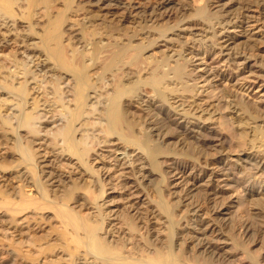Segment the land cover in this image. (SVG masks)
I'll use <instances>...</instances> for the list:
<instances>
[{
	"label": "bare ground",
	"instance_id": "1",
	"mask_svg": "<svg viewBox=\"0 0 264 264\" xmlns=\"http://www.w3.org/2000/svg\"><path fill=\"white\" fill-rule=\"evenodd\" d=\"M98 1V8L103 11L104 15H107L108 13L110 14V12H113L112 10H116L119 12V19H117V22L125 23V25L126 22L128 23V19L130 20L134 18V23L137 22L141 25L143 24V26H141L142 32L139 31L141 32L140 34L146 35L153 31L148 28L155 21V17L157 18L158 16L164 15V13L167 11V7L170 5L172 7L173 4L171 3L174 0H157L158 4L156 3V5H153V7L150 6L148 8H142L143 5H141V7L136 6L137 4L133 6L125 4L122 5V7H118L116 1L118 3L119 0ZM188 1V3H190L189 5L192 6L196 13L202 12V14L205 13V15L202 18L197 19L194 18L195 14L193 15L194 17H185L186 19L184 18V15L183 19L180 21V24H176V29L169 28L165 32H160L157 34L158 37L155 38V40L151 39L152 41L150 40V43L147 42L149 44L145 45V47L143 46L144 48H141V44L139 45L141 46L139 47L141 48L140 51L144 49V52L141 53H145V55H147L142 57V60L146 59V62L145 60V63L143 62L144 65L148 63L151 66L148 68L145 66L146 69H144V71L142 70L143 72L140 70L143 75L152 74L153 71H156L157 73V70H161L160 73H162L153 76L150 80H146V78L139 77L138 73V76L136 77L135 73L130 71L131 66L129 67L130 64H126V60L124 63L121 62L125 52L121 50L122 47L120 45V50L119 48H114V46L110 48L113 44H115L110 42L112 44L110 46L108 43L110 39L107 42H99L101 43L100 46L98 47L97 45L98 48L94 51L96 54L91 56L94 52H92V54L87 52L89 50L87 46L89 45L88 43L86 44V42L88 41L86 40V42H84L85 40L79 32L83 26L78 30V26L77 28L72 23H66L64 32H67L66 35H69V38L63 39V34H60L61 36H59L58 30V33L56 32L57 35L51 34V30H55L58 27V24H60L61 19L58 18L59 20L57 19L50 25L51 30L48 32L49 34H47V29L45 32L47 35L45 34L43 39H40L39 37L38 39V34L36 35L33 33L35 30L32 26H35L36 22H34V24H31L30 22L31 12L39 5H42L43 9H47L49 7V0H22V2L21 0H0V54L3 51L5 52L11 46V44H14L15 47H17V53L19 55V57L15 60H13L12 56L10 55L11 60L8 59L9 63H6V61L8 62L7 59L3 61L2 59L0 60V144L3 143L1 144L2 147H0L1 149L8 147L9 149L13 148L12 150H15L16 155L18 156V162H15L16 164L14 163V166L11 164L14 171L9 169L13 172L10 175L11 178L13 177L17 179V181L15 180V186H13L15 189L14 191L12 190L10 192L9 190H5L6 188L3 189L5 183L1 185V187L3 186L2 189L6 192L0 190V205L1 208H4L5 210L9 211L8 213L13 215H16L17 213L20 214L21 211L25 210H30L34 213L38 212L40 214L43 210L54 211V217L59 224V228L61 229L60 233L62 236H60L65 241L61 249H57L55 253L52 252V258L46 259L49 262L51 261L52 264L56 261V263L61 261V264H234L236 262V264H259L254 258L248 256L249 250L245 251V249L242 248L239 250V247L243 246H241L242 242L241 244L239 242L243 241L245 235L248 233V230L244 228V218L242 219L239 212H235V209L245 204L248 196H264V117H256L251 115L252 113H246V111L244 113L241 107L238 108L233 100H226L215 84V76L211 74L206 76L203 74H197V71L194 68H189L194 64V61H189V65L184 67L186 66L184 65L183 60L185 51H181L182 54H178L179 56L170 54L171 56L163 55L165 56L164 59L155 57L157 56L155 50L160 46L159 43L167 41L169 42V35L174 36V38H179L182 37V32H189V30H193L202 32L200 34L192 33L193 37H200V39L191 38V42L193 44L191 48L194 50L208 51L215 49V46H219L217 49L219 50L218 52L220 56H227V58L231 59V61H233L232 59H241V53L237 52L236 50L230 55L223 54L224 51H230L232 47L229 48V46L235 42L233 40L235 37L224 36V33H226L229 28L238 27L237 24L231 22V19L229 20L226 10H224V14H221L216 19L213 18L214 24L211 26L209 23L210 20L212 21V15L208 12L210 4L209 2L211 1ZM21 3L23 5H21ZM52 4H50V6ZM22 6H25L24 8L27 11L26 15L23 13L21 15L23 20H25L24 22L20 20L21 17L19 15V12H21L20 9L22 8V11L24 9ZM253 7L257 9L256 12L258 13H262V11L264 12V0H253V2L245 7L243 11L253 12ZM180 9L184 12L188 11L185 6H181ZM167 12L169 13V10ZM183 14L185 13H182V15ZM33 15L35 16V13H33ZM243 17L250 20L253 18V16L248 15H244ZM86 20L89 19L87 18ZM130 21L133 22V20ZM46 22L50 23L48 21ZM132 22L130 23L133 24ZM22 23H26L27 26ZM122 23L120 24V27L124 26ZM21 24L23 27L25 26L26 29L22 27L25 30L18 31L20 28L16 27H21ZM208 24L210 25L208 27L211 30H208L210 31L208 33L211 34L210 37L205 35L206 28H204V26H207ZM215 26L217 27V30L213 29ZM261 27L264 28V25ZM85 33L86 32H84V35ZM110 35L111 33L109 34V37ZM113 38L117 40L118 37L114 36ZM131 47L132 46H130V48ZM125 49L130 51L128 46L125 47ZM85 50L87 51L84 52ZM231 52L232 51H230V53ZM102 53H104V55ZM99 54H102L101 58H108L107 61H105L106 59L104 60L106 63L103 61L105 64L101 62L103 59L100 60V64H104L103 68H105L106 73L107 69L113 70V72L111 70L112 73H109V70V74H107V76L105 75L106 77L104 76V78L102 77V79L99 78V73L97 74L99 79L95 76V73H97L96 71L98 69L97 67L100 66V64H98L99 58L96 56ZM7 55L9 58L8 53ZM0 56L2 57V55ZM132 65L134 64L132 63ZM152 67L154 68L151 69ZM99 68H102V66ZM102 70H100V72ZM2 71H4V73ZM115 75L119 76V78L122 79V82L113 86L112 83L114 82L113 80H115L113 77ZM117 76L115 78H117ZM185 78H189L191 83L189 84V81H187ZM142 97L144 99L146 98L147 100H143ZM2 111L9 113L2 115ZM137 117H139V120H141V126H138L139 124L137 125L139 121ZM230 119H233L236 123L235 126L239 134L237 137L240 136L237 138V140L232 137L224 128L225 121H229ZM20 132L24 133L25 140L23 141L22 139H19L22 136V134L20 135ZM187 139L193 140L194 144L197 145L193 146L198 147L200 151H202V156L200 155V157H203L204 159L208 158V151L212 150L215 153V156L213 155L214 158L212 157V160L216 164V167L211 170L213 172L208 176L209 178L206 177L207 180L204 182H202V179L200 178V176H204V174H201L204 172L201 170V168L198 170L196 169L195 172L190 170V174H188V172V175L185 176L187 164L183 165L181 162L180 164L173 163L172 166L170 165L171 168L169 171L167 172L166 170L164 173H167V175L171 178L178 176H180V178L184 177V189L182 188L183 193L175 198L177 199L176 203L178 202V204H176L178 205L177 207L181 209L184 208L181 214L184 213L185 216L183 215L184 217H182V219H178L180 220V222H178L180 223L178 224V228H180L182 231V238L185 241L184 243L188 245V250L185 252L186 259L188 261L181 263L180 261L182 259H178L179 254L177 252L173 253V251H171V249L173 250L174 248L173 246V248H171V243L173 242H170V238L174 234V226L176 225L174 219L176 218L175 220H177V218L180 216L176 215L178 217L173 218V213H171L172 209L170 210L169 205L165 204V200L163 199L164 195H162L160 192L159 194L157 192V194H155L157 197L156 203L154 202L155 205L150 203L152 207L148 210V215L146 212L143 213L140 211L145 206L140 208L138 207L139 205L132 208L131 212H134L132 215L128 213L130 215L129 216L127 213H125V216H129L125 220L128 226V231L133 232L145 227L144 232L146 231L147 235L149 236L148 241L147 239L146 241L144 240L146 244L148 243L147 246L149 244L150 246L164 244L163 248L167 249L166 252H160V250L154 251V249L149 248V254L147 255L145 251V258L143 257L144 259L141 258V260H137V257L136 259L130 258L129 256L123 255V252H120V248H123V245H121L122 247L119 245V248V246L115 245L114 243L112 244V241H115V236L113 237V235L116 233H111V222L106 223L110 225L108 226L109 230L106 229L107 226H103V224H105L104 222H106V219L104 218V212L102 209L104 208V205L107 204H105L104 199H99V202H103L102 204L98 203L96 199V202H93L95 205L94 208L97 209L94 210L96 211L95 213H91L92 215L95 214V218H92L94 221H91V215L90 217L89 215H81L82 213H79L80 211L77 212L75 210V206H70L66 203H59L60 205L57 204V199L61 196L63 197V195L60 196V194L57 195V193H63L62 190L58 188V190H55L53 187L48 189L51 185L50 182L53 183L52 181L54 179H52L53 176L51 177L52 173L50 170L46 171L43 169L47 168V162L52 163L55 161L56 164L58 163L61 166H65L66 168H70V165L74 166V168L69 171L70 173L73 172V174L76 175L81 173L80 171L76 172L77 168H80L82 169L83 174L97 176L99 175L97 170L101 168L97 170H95L96 168L93 169V163L91 162H95L98 158L102 157V155H99V153L96 154L94 152V148H99L103 145L107 147L109 145H121L125 148H131L134 151H140L141 155L144 156L145 159L144 172L140 174L139 179H135L134 182L137 185L143 182L144 184L146 183L145 185L149 186L154 181L158 180L157 178H160V175L158 174L160 163L158 164L157 158L159 155H162L163 151L165 152L167 144H169L167 142L170 140H175L176 143H181L182 141L183 145V142ZM236 143H240L239 147L242 148L240 149L239 147H236L235 145H238ZM241 145H244L245 148H247V145L248 148L243 149V146ZM188 147L189 145L186 146L184 152H186ZM235 147L239 148L240 151L239 149L236 150ZM36 150L41 152L38 157L37 154L33 153ZM167 152L169 154L168 150ZM90 153H95L94 155H96L97 159H93L94 156L91 158L89 155ZM173 154L174 153H172L171 156H173ZM188 154L189 153H187V155ZM176 156L177 159L180 158L178 155ZM234 156L237 158L236 161L233 159ZM198 161L199 160H197V162ZM235 162H239L243 167L242 170L246 171H236L235 166L233 165ZM4 167L5 165L2 167V169L0 168L3 172L5 170L7 171L10 166L8 165L7 167ZM1 170L0 174L3 173ZM125 173L124 176H127ZM73 176L74 178L64 176L68 180H66V182L72 184L73 181H77V179L79 180L77 176L76 178L75 175ZM95 176L94 181H92L94 183H92L93 185H95V180L98 181ZM0 178H2V175H0ZM4 178L5 177H3V179ZM164 178H160V180L162 179L161 181L158 180L160 181L159 184L165 182ZM125 179L127 180L128 178ZM46 180L49 184L46 182ZM62 180L63 178L61 181ZM156 183L158 182L156 181ZM120 184L122 185L121 187H125L123 182ZM144 184L142 186H144ZM27 187H30V190H33L34 194H31V191L25 190ZM31 187L33 189H31ZM195 187L196 189L197 187H201L199 192L201 194L199 195H201L202 200L208 205V208H210L214 215V217L208 221H203L200 219V205L194 200V193L191 194L193 188ZM70 188H72V186ZM97 188L98 187H96V189ZM100 188L102 190L101 193L104 194L105 192L102 189L103 186L99 187V191ZM159 190L160 189H158V191ZM229 191H233V193L230 192L231 195L226 197L225 194ZM129 196H131V193ZM77 203L78 205L80 204L76 201L73 202V204ZM91 207L86 208V210L93 209ZM23 214H25V212ZM160 217H162L166 223L165 227L167 228L166 233L163 235L157 231L158 229H156L157 227L155 226L156 222L161 220L159 219ZM231 219H235L236 224L233 226L234 228L231 229L230 234H228L224 230V227L226 224L228 225V221ZM139 222L142 224V226L138 225L140 224ZM126 224L125 227H127ZM112 225L114 224L112 223ZM262 228L264 233V223ZM58 231L60 230L58 229ZM238 233L241 234V237L240 235L238 237L236 236ZM112 238L114 239L112 240ZM140 242H137L138 245ZM145 242H143V244H145ZM119 243L120 242H118V244ZM130 244H132V242ZM177 244L175 243L174 246L176 249L178 248V251H180V247L182 246ZM133 245L132 248L135 246ZM138 245L136 247L141 249L138 247ZM184 245L185 244H183V247ZM144 246L143 249L146 250L145 248L147 247L145 246L144 248ZM38 248L36 249L38 250ZM143 249L139 252L143 253ZM49 250H51V248L48 249V251ZM129 250L130 252L132 251L131 249ZM262 250H264V248ZM134 252L136 253V251ZM57 255H59V257ZM56 256L58 258H56Z\"/></svg>",
	"mask_w": 264,
	"mask_h": 264
},
{
	"label": "rangeland",
	"instance_id": "2",
	"mask_svg": "<svg viewBox=\"0 0 264 264\" xmlns=\"http://www.w3.org/2000/svg\"><path fill=\"white\" fill-rule=\"evenodd\" d=\"M210 1L211 2H209L210 3L209 4V8L208 7H206V8L209 9V11H208V9H207V11L209 12V14L212 15L211 16L212 17V21L210 20V23H209L211 26L214 24L213 18L216 19L221 14H224L225 13L224 10H226L227 16H229L228 17L229 20L231 19L232 23L238 25L237 28H229V30L226 33H224V36H233V37H235L233 39L235 42H234V44L229 46V48L232 47L230 49V51H232V52L230 53V51L228 50V51H224L223 54H229L230 55V54L234 53L235 50H236L237 52L241 53V56H242L241 59L240 58L232 59L233 61H231V59H228L227 56H220L219 52H218L219 50L217 49V48H219V46L218 47L215 46V49H211V50H208V51H206V50H199V51L194 50L193 48H191V46L193 45L191 41H192L193 38L194 39H200V37H193L192 33H196V34L199 33L200 34L202 32H197V31H193V30H189V32H182L181 36L183 38L182 37H179V38L175 37L174 38V36L169 35L170 36V38L168 37L169 40H170L169 42L167 41V42H160L159 43L160 46L155 50L156 55H157L155 57L156 58L160 57V58L164 59L165 56H167V55L168 56H171V55H176L177 56L178 54H180V53L182 54V52L185 51V53H184V58L185 59L183 58V60H184V65H186V66H184V67H187V65H189V61L190 62L194 61L193 62L194 64L192 66H190L189 68H194L197 71V74H203L205 76L208 75V74H211V75L215 76V79H216L215 84L217 85L219 91L221 92V94L224 96V98L226 100H233L234 103L236 104V106L238 108L241 107V109L243 110L244 113L246 111V113L247 112L249 114L252 113L251 115H253V116L264 117V30H263L264 28L261 27L262 25H264V17H263L264 16V12L262 11V13H258V12H256L257 9L254 8V7L252 8L253 12L243 11V9H245V7L250 5L253 2V0H210ZM21 2H22V0H21ZM121 2H123V3H121ZM188 2H189L188 0H174V1H172V3H171V4H173L172 7H171V5L167 7V11L169 10V13L166 11L164 13V15L158 16L157 18L155 17V21L148 28L150 30H153L152 31L153 33L151 32V33H148L146 35L140 34L142 32V29H141L142 27L141 26H143V24L141 25L140 23H137V22L134 23L135 22L134 18L130 19V20H133V22L128 19V23L126 22V25H125V23L117 22V19H119V15H118L119 12H117L116 10H112L113 12H110V14L112 16L109 13L107 15L105 14L106 15L105 16L103 14V11L98 8L99 7V1L98 0H95V1L94 0H71V2H70V0H49V4H48L49 7L47 9H43L42 5L41 6L39 5L37 8L33 9L34 12L33 11L31 12L30 22H31V24L32 23L34 24V22H36V25L38 24L37 26L35 25L36 27L34 25H32V26L34 27V30H35V31L33 30L34 31L33 33L36 34V35L38 34L37 38L39 37L40 39L44 38L43 36H45V34H46L45 32L47 31V29H48L47 34H49L48 32H50V30H51L50 25L53 22H55L58 18H60L62 21L60 20V24H58V27L55 29L56 31L54 29H52L53 31L51 30V34H53V35L56 34L57 35V33L59 32V36H61L60 34H63L62 35L63 39L64 38H66V39L69 38V35H66L67 32L66 33L64 32L65 31L64 28H65V24L66 23H72L76 27L78 26L79 27V28L77 27L78 30L83 26L79 30V32L83 36V39L85 40V41L84 40L83 41L86 42V40H87L88 42H86V44L88 43V45H89V46H87V48L89 50L88 51L85 50L84 52L87 51V52H89L91 54H92V52L97 50V48L100 46L101 43H99V42H102V41L103 42H107L110 39L108 41L110 46L113 43H115L110 48H112L113 46H114V48H119L121 46L123 48L122 49L120 47L121 50H123L125 52V55H124L123 59L121 60V62L124 63V61L126 60L125 61V62H127L126 64H130L129 67L131 66L130 67V71L134 72L136 77L139 75V77H143V78H146V80H148V79L150 80L153 76H156L157 74L159 75V74H162V73H160L161 70H157V73H156V71L154 72L153 70H150V71H153L152 74L143 75L142 72L144 71V69L148 68L150 65L148 63H146V65H144V63L146 62V59L142 60V57L147 56V55H145V53H141V52H144V49H142L141 51H140V49L144 48L145 45L149 44L151 39L155 40V38L158 37L157 34H159L160 32H165L169 28L176 29L177 25L180 24V21L183 19L184 15H185L184 18L185 17L186 18H190V17H194L195 16L194 18H196V19L197 18H202L205 15L204 11H203L204 14H202V12L196 13V11L192 8L191 5H189L190 3H188ZM118 3L116 1V4H117L118 7H122V5H125V4L129 5V6H133V5L137 4L136 6H140L141 7V5H143L142 8H148L150 6L153 7V5H156V3L158 4V1L157 0H145V1L144 0L143 1L142 0H121L120 1L119 0ZM50 4H52V5L50 6ZM21 5H23V4L21 3ZM181 6H185V8H187L188 11H185V12L182 11L180 9ZM71 7H72V10H71ZM171 8H172V10H171ZM48 9H50V10H48ZM76 9H77V11H76ZM42 10H44V11H42ZM20 11H21V12H19L20 13L19 14L20 17L22 15V13L25 14V15L27 14V11L25 10V8L23 9V11H22V8H21ZM33 13H35V16L33 15ZM37 13H38L39 16L37 15ZM43 13H44V15L46 17L43 15ZM104 13H106V12H104ZM182 13H185V14L182 15ZM101 14H103V15H101ZM62 15H63L64 18L62 17ZM244 15L253 16V18H251L252 21L250 19L244 18L243 17ZM116 16H117V18H116ZM87 18L89 20H86ZM101 19H103V20H101ZM20 20H22L23 22L25 21V20H23L22 17L20 18ZM46 21H48L50 23H47ZM87 21H89L90 23L87 22ZM129 21L132 22L133 24H131ZM246 21H248V22H246ZM61 22L62 23L64 22V23L62 24ZM196 22H198V21H196ZM242 22H244V23H242ZM121 23H122V25H124L123 27H120ZM22 24L27 26L26 23H22ZM82 24H84V25H82ZM209 24L207 26H204V28H206L205 30L207 31V32L205 31V35L207 37H210V35H211L210 33H208V32L211 31L209 29V27H208V26H210ZM25 26L23 27V25H22L21 27H16V28H20L19 30L17 29L18 31L25 30L26 29ZM22 27L25 28V29H23ZM91 28H92V30H91ZM213 29L217 30V27L215 26V27H213ZM57 30H58V32H57ZM208 30H210V31H208ZM139 31H141V32H139ZM84 32H86L85 35H84ZM110 33H111V35L109 37ZM234 33H236V34H234ZM100 34H102V35H100ZM116 34H118V35H116ZM248 34H250V35H248ZM92 36H94V37H92ZM112 36L113 37L117 36L119 39L117 38V40H115ZM86 37H87V39H86ZM88 37H90V38H88ZM247 37H249V38H247ZM139 38H140V40H139ZM180 38H182V39H180ZM188 39H189V41H188ZM251 40H253V41H251ZM38 41H40V40H38ZM185 41H186V43H185ZM127 42H129V43H127ZM147 42H149V43H147ZM181 42H182V44H181ZM140 44H141L142 47L139 46ZM186 44H187V46H186ZM97 45H98V47H97ZM123 45H124V47H123ZM127 46L129 47L130 51L128 49L127 50L125 49V47H127ZM130 46H132L135 49H133L132 47H131L132 48L131 49ZM139 47H141V48H139ZM120 48H119V50H120ZM10 49H11V51H10ZM127 51H128V53H127ZM3 52L0 54V55H2V57L0 56V60L2 59V61L5 60V59L11 60L10 59L11 58L10 55L12 56L13 60H15V59H17L19 57V55L17 53V47H15L14 44H11V46L4 53ZM7 53L9 54V58L7 57L8 56ZM14 53H15V55H14ZM3 54H6V55H3ZM95 54H96V52H94L91 56H94ZM102 54L104 55V53H102ZM102 54L96 55L97 58H99L98 64H100L101 62L104 63L108 59V58L107 59L105 58L106 59L105 60L104 58H101ZM163 55H165V56H163ZM133 56H134V60H133ZM128 57L130 58V60H129ZM9 60H8V62L6 61V63H9ZM100 60H102V61L100 62ZM144 60H145V62H144ZM132 63L134 65H132ZM104 64L103 65L100 64V66H102V68H99L100 66H98L97 67L98 68L97 71L94 70V71L97 72V73H95V76L97 78H98V75H99V78L102 79V77L104 78L105 75L107 76V74L113 72L112 69H109L110 71L107 69V73H106L105 68H103ZM140 64H142L143 66L140 65ZM145 66H146V68H145ZM153 68L154 67H152L151 69H153ZM100 70H102V71L100 72ZM111 70H112V72H111ZM140 70L141 71L143 70V71L141 72ZM108 71H109V73H108ZM198 71H199V73H198ZM2 72L4 73V71H2ZM137 73H138V75H137ZM116 76L117 75H115L113 77L115 79V80H113L114 82L112 83L113 86H115V84L117 85L118 83L122 82V79L119 78V76H117V78H115ZM189 78H185V79L187 81H189ZM190 83L191 82L189 81V84ZM143 100L146 101L147 99L143 98ZM3 112L4 111H2V115L6 114V113H9V112H4V113ZM136 114H137V112H136ZM137 119L139 120V117H137ZM140 123H141V120L138 121L137 125L139 124L138 126H141ZM235 124H236L235 121L233 119H230L229 121H225L224 128L232 137H234L237 140V138H239L240 136L237 137V135H239V134H238V131H237V128H236ZM21 134H22V136L19 139H22V141H23V140H25V136H24L23 132H20V135ZM167 143H169V144H167V148H166L165 152L163 151L164 154L162 153V155H159L158 158H157L158 164L160 163L159 164V169H158V174L160 175V178H162V179L164 177H166V178H164L165 179L164 183H160L159 184V182L162 179L160 180V178H157L160 181L156 180L158 183H156V181H154L152 183L153 185L151 184V185L147 186V185H145L146 183L144 184L143 182H141L140 184L137 185L134 181H135V179H139L140 174H142L144 172V166H145V159H144V156L141 155L140 151H134L131 148H125V147H123L121 145H115V146L114 145H112V146L109 145L108 147L103 145L104 147L100 146L99 148L98 147L94 148L95 149L94 152L96 154L99 153V155H102V157H100L101 159L98 158L99 159L98 160L96 158V155H94L95 153L92 154L93 153L92 150H91L92 153L89 154L91 158H92V156H94L93 159L96 158L98 160V161L96 160L95 162L92 161L91 163L94 164V165L92 164V168L93 169L96 168L95 170H97V169L101 168V169H99L100 172H99V170H97V173L99 175L90 176V175H87V174H83L82 173V169H80V168H77L76 172L80 171L81 175L80 174L76 175V174H73V172L70 173L71 169H73L74 166L70 165V168L69 167L66 168L65 166H61L58 163L56 164L55 161L52 162V163L51 162H47L46 163L47 168H43V169L46 170V171L50 170V172L52 173L51 177L53 176L52 179H54L53 181L51 180L53 183L50 182L51 185L50 186L48 185L49 188L48 187L47 188L51 189L53 187L55 190H58V189L62 190L63 193L60 192V193H57V195L60 194V196L63 195V197L59 196L60 198L57 199L58 203L56 202V200H55V202L58 205H60L62 203H66V204H68L70 206H75L76 207L75 210L77 212L80 211L79 213H82L81 215H84V216L85 215L86 216L89 215V217L91 215V217H90L91 221L92 220L94 221V219H92V218H95V216H94L95 214L94 215H92V214L95 213L96 211H94V210L97 209V208H94L95 205L93 204V202L95 203L96 200H97L98 203L102 204L103 202L101 203L99 201L104 199L105 204L107 203L106 205H104V208L101 207V208H103L102 210L104 212V218L106 219L105 220L106 222H104V223L106 224V223L111 222V231H112L111 233L112 234L116 233L115 235H113V237L115 236L114 237L115 239L112 238V240L114 239L115 241L114 242L112 241V244L114 243L117 246L123 245V248H120V246H119L120 252H123L122 253L123 255L129 256L130 258L136 259V257H137V260H141V258L144 259L145 258L144 254H146V253H147V255L149 254V251H150L149 248L154 249V251H159V250H160V252H166L167 251V249L163 248L164 244H162V245H158L157 244L155 246H150V244H149L147 246L148 243L146 244L145 241H146V239L148 241V239H149L148 237L149 236L147 235L146 231L144 232V230H145L144 228L145 227L144 228H140L139 230H135V231L131 232V231H128V226H127L126 221H125L127 217H129L130 215H132L134 213V212H131L132 208L136 207L138 205H139L138 207H140V208L141 207L143 208V206H145L144 208L147 211L144 208L141 209L140 211H142L143 213L146 212V214L148 215L149 214L148 210L152 207V205H155V203H156L157 197H156L155 194H157V193L159 194V192H160L162 195H164L163 199L165 200L164 201L165 204L169 205L170 210L172 209L171 213H173L172 214L173 218L178 217L176 215L180 216V217L177 218V220H175L176 218L174 219V221L176 222V225L174 226L175 227L174 231H173L174 234L170 238V242H173V243H171V248H173V247L174 248H173V250L171 249V251H173V253L177 252L179 254L178 259H180V258L182 259V260L180 259L181 263L184 262V261H188L186 259V253H185L188 250V248H187L188 245H186V243H184L185 241L182 238V231L180 230V228H178V224H180V223H178V222H180V220H178V219H180V218L182 219V217L185 216L184 213L181 214L183 212L184 208L181 209V208L177 207L178 205H176V204H178V202L176 203L177 199L175 198V197L180 196V194L183 193V189H184L183 178L184 177L180 178V176H178V177H175V178H171V177H169L167 175V173L166 174H164V173L166 172V170H167V172L169 171V169L171 168L173 163L180 164V162H181V164H183V165L187 164L186 165L187 166V171L185 172V176L190 174V170L192 172L193 171L195 172L196 169L198 170V169L201 168V170L204 171L201 174H204V176L203 177L200 176V178L202 179V182H204L205 180H207V178H209L208 176L213 172L211 170H213L214 167H216L215 162L212 160L214 158V156H215V153L212 150L208 151V154H209L208 158L210 157L209 159L208 158L204 159L203 157H200V155L202 156V153H201L202 151H200V149L198 147H195L197 145L194 144L193 140H191V139H187L186 141H184L183 145H182V141H181V143L180 142L176 143L175 140H170ZM173 143H174V145H173ZM175 143H176V145H175ZM240 143H236L238 145H235V146L239 147ZM1 144H3V143H1ZM1 144H0V146H1ZM187 145H189V147L186 149V152H184L185 151L184 149L186 148ZM193 145H195V146H193ZM241 146H243V149L245 148L244 145H241ZM1 147H0V165L2 167L4 165H5V167H7L9 165L12 168L14 166V163L18 162V156L16 155V151L12 150L13 149L12 147H11L12 149H9L8 146H7L8 148H3V149H1ZM246 147L248 148L247 145H246ZM182 148H183V150H182ZM191 148H192V150H191ZM239 148H236V150H238ZM247 148H245V149H247ZM240 149H239V151H240ZM167 150L169 151V154H168ZM187 150H188V152H187ZM13 151L15 152V154H14ZM197 151H199V152H197ZM33 153L37 154V157L41 154V152L40 151L38 152L37 150L34 151ZM172 153H174L173 156H175V157L171 156ZM187 153H189V154L187 155ZM175 154L178 155V157H180V158L177 159V156ZM183 154H184V156H183ZM233 159H234V161H236V159H237L236 156H234ZM174 160H176V161H174ZM197 160H199V161L197 162ZM38 161H40V160H38ZM11 164L13 166H11ZM233 165L235 166L236 171H240V170H241V172L242 171H246V170H242L243 167H242V165H240L239 162H237V163L235 162ZM1 166H0V168L2 169ZM10 167L8 168L7 171L5 169H3V170H5L4 172L0 169L3 172L2 174H0V175H2V178H0L1 179L0 180V187H1L2 184L5 183L4 187L2 186L3 189L6 188L5 190H9L11 192L12 190L14 191V189H15L13 186H15L14 185L15 184V180L17 181V179H15L13 177H12L13 179L11 178L10 175L13 173L12 171H14V169L13 168L11 169ZM64 168H66V169H64ZM9 169L12 170V171H10ZM124 173L127 176H124ZM67 174H68V176H67ZM72 174L75 175V178H76V176L79 178V180L77 179V181H73V183H75V184H73V183L70 184V183L66 182V180H67L66 177H73L74 178V176ZM60 176H62V177H60ZM64 176H66V177H64ZM94 176H95V178L98 179V181L95 180V185H93L94 183L92 182V181H94ZM167 176H168V178H167ZM3 177H5L7 179H5V178L3 179ZM62 178H63V180L61 181ZM83 178H85V179H83ZM125 178H128V179L126 180ZM8 179H10V180H8ZM80 180H82V181H80ZM11 181H13V182H11ZM46 182H47V180H46ZM89 182H91V183H89ZM98 182H100V183H98ZM121 182H123L125 184V185L123 184L125 187H121L122 186L120 184ZM61 183H63V184H61ZM96 183H98V184H96ZM56 184H58L60 187L58 185H56ZM143 184H144V186H142ZM70 185L72 186L73 189L70 188L71 187ZM97 185H99V186H97ZM101 185L103 186L102 189L105 192L104 194L101 193L102 192L101 188H100V191H99V187H102ZM94 186H95V188H94ZM130 186H132V187H130ZM155 186H156V188H155ZM2 187L0 188L1 191L3 190ZM96 187H98V188L96 189ZM9 188H11V189H9ZM198 188H199V190H198ZM31 189H33V188L31 187ZM158 189H160V190L158 191ZM200 189H201V187H197V189H196V187L193 188L191 194L194 193L193 197L195 199L194 198L193 199L195 201H197V203L200 205V212H199L200 219H202L203 221H206V220L208 221L211 218H213L214 215L211 212L210 208H208V205L205 204L204 201L202 200L201 195H199V194H201V193H199ZM5 190H3V191H5ZM25 190L31 191L30 187H27V189L25 188ZM9 191H8V193H9ZM126 191H129L131 193V196H129L130 193L126 192ZM84 192L87 193V194H85ZM90 192H91V194H90ZM230 192L231 191H229V192H227L225 194L226 197H229V195H231ZM30 193L34 194L33 190ZM92 193H94V194H92ZM231 193H233V191ZM69 194H70V196H69ZM64 195H65V197H64ZM87 195H89V196H87ZM129 198H131V199H129ZM148 200H149V202H148ZM74 201L79 202L80 204L79 205H78V203L77 204H73ZM0 204H1V202H0ZM81 204H82V206H81ZM130 205H132V206H130ZM140 205H142V206H140ZM88 207H91L93 209L86 210V208H88ZM174 208H177V209H174ZM237 209H235V212H239V214L241 215V218L242 219L244 218L243 219L244 220V224L243 225H244V228H246L248 230V233H247V235H245V238L244 239L242 238L243 241L239 242L240 244L242 242L241 246L243 245L242 247H239V250H241V248L245 249V251L249 250L248 251V254H249L248 256H251L252 258H254L259 264H262V263L264 264V258H263L264 257V250H262L264 248V246H263L264 245V233H263V228H262V225L264 223V196H262V195L261 196L260 195H257V196L255 195V196H251V197L248 196L247 201L245 202V204L241 205V207H237ZM4 210L5 209L1 208V205H0V264H52L51 261L49 262L46 259L52 258V256H53L52 252L55 253V251H57V249L58 250L61 249L63 247L64 241H65L61 237L62 236V234L60 233L61 229L59 228V224H58L56 218L54 217V211L43 210V211H41V214H40L38 212L34 213L33 211L25 210V211H21V213H20L21 215L19 213H17L16 215H13L11 213H8L9 211H7V210L4 211ZM89 211H91V212H89ZM24 212H25V214H23ZM6 213H8V214H6ZM87 213H90V214H87ZM125 213H127V215H129L128 213H130V215L129 216H127V215L125 216ZM216 216H218V215H216ZM221 218H222V216H221ZM159 219H161V220H158L156 222L155 226L157 228L156 227L155 228L158 229L157 231L160 232L163 235L167 231V228L165 227L166 223L164 222L162 217H160ZM233 220H234L235 223L233 222ZM246 220H247V222H246ZM230 221H228V225L226 224V226L224 227V230L228 234H230L231 229L234 228L233 226H235V224H236L235 219H231ZM112 223L114 225H112ZM105 224H103V226H107V227L110 226L108 224H106V225ZM125 224H126L127 227H125ZM163 224H164V226H163ZM138 225L142 226L141 223L138 224ZM107 227H106V229L109 230V227L108 228ZM58 229L60 231H58ZM139 232H141V233H139ZM58 235L59 236L61 235V236L59 237ZM239 235L241 237V234H239V233L236 236L238 237ZM116 239H117L118 242H120L119 244L116 241ZM135 239H138L139 241L135 240ZM140 240H141V242L143 240V242H145L146 245L143 244V242L141 243ZM130 241L132 242V244H130L131 243ZM134 241H136V242H134ZM128 242H129V244L131 246L128 244ZM137 242H140L141 246H140V244L138 245ZM175 243L176 244L178 243V244H180L179 246H182V247H180V251L177 250L178 248L177 249L175 248V246H174ZM183 244H185L184 247H183ZM249 244H251V245H249ZM132 245L134 246L133 248L134 249L136 248L138 251L136 249L134 250L132 248ZM137 245L141 249L137 248L136 247ZM144 245L147 248H145ZM55 246H57V247H55ZM143 246H144V248L146 250L143 249ZM36 248H38V250ZM47 248L48 249L51 248L52 251L51 250L48 251ZM129 249H131L132 251L130 252ZM142 249L144 250L143 253L139 252L140 250L142 251ZM26 250H27V252H26ZM181 250H182V252H181ZM36 251H38V252H36ZM134 251H136V253ZM145 251H146V253H145ZM256 252H257V255H256ZM47 255H48V257H47ZM57 256L59 257V255H57ZM57 256H56V258H58ZM138 258H140V259H138ZM56 262L53 263V264H59L61 261L60 262L58 261V263H56ZM236 263H234V264H236Z\"/></svg>",
	"mask_w": 264,
	"mask_h": 264
}]
</instances>
